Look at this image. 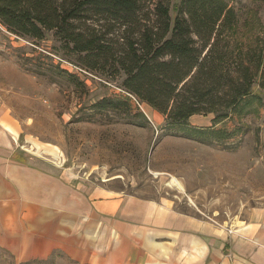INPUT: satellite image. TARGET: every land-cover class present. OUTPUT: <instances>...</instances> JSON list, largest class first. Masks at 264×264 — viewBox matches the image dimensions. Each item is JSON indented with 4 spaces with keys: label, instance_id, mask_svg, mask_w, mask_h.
I'll use <instances>...</instances> for the list:
<instances>
[{
    "label": "rangeland",
    "instance_id": "1",
    "mask_svg": "<svg viewBox=\"0 0 264 264\" xmlns=\"http://www.w3.org/2000/svg\"><path fill=\"white\" fill-rule=\"evenodd\" d=\"M230 1L241 32L247 30L245 39L250 29L264 25V0ZM179 2L173 0V7ZM63 60L80 63L52 32L41 41L0 26V96L21 121L23 152L35 163L65 165L107 187L163 198L179 210L226 224L264 206V90L255 86L246 113L215 125L221 137L223 131L233 134L203 140L193 132L213 126L214 114L169 123L122 90L120 78L71 72ZM105 96L128 99L131 111L91 108ZM139 110L145 117L135 115ZM174 177L184 189L170 184ZM0 264L75 263L59 251L19 262L0 247Z\"/></svg>",
    "mask_w": 264,
    "mask_h": 264
},
{
    "label": "trees",
    "instance_id": "2",
    "mask_svg": "<svg viewBox=\"0 0 264 264\" xmlns=\"http://www.w3.org/2000/svg\"><path fill=\"white\" fill-rule=\"evenodd\" d=\"M0 25L41 41L52 32L79 65L120 78L169 123L214 114L213 126L195 128L198 139L229 137L215 125L246 113L255 86L264 90V25L245 39L230 0H0ZM91 108L132 106L105 96Z\"/></svg>",
    "mask_w": 264,
    "mask_h": 264
},
{
    "label": "crops",
    "instance_id": "3",
    "mask_svg": "<svg viewBox=\"0 0 264 264\" xmlns=\"http://www.w3.org/2000/svg\"><path fill=\"white\" fill-rule=\"evenodd\" d=\"M23 136L0 96V247L17 261L59 251L75 264H264V206L219 222L39 165Z\"/></svg>",
    "mask_w": 264,
    "mask_h": 264
},
{
    "label": "built area",
    "instance_id": "4",
    "mask_svg": "<svg viewBox=\"0 0 264 264\" xmlns=\"http://www.w3.org/2000/svg\"><path fill=\"white\" fill-rule=\"evenodd\" d=\"M1 26V25H0ZM63 62L65 63V68L68 69V71L71 72H77V73H86L89 74L90 72L88 70H86L85 68H83L82 66L78 65V64H74L72 62H69L67 60H63ZM123 90V89H122ZM125 91V90H124ZM126 92V91H125ZM129 96L135 98L132 94L126 92ZM136 99V98H135ZM137 100V99H136ZM138 102V101H137ZM140 104V102H138Z\"/></svg>",
    "mask_w": 264,
    "mask_h": 264
},
{
    "label": "bare ground",
    "instance_id": "5",
    "mask_svg": "<svg viewBox=\"0 0 264 264\" xmlns=\"http://www.w3.org/2000/svg\"><path fill=\"white\" fill-rule=\"evenodd\" d=\"M170 184L177 185L180 189H184L181 182L177 178H173Z\"/></svg>",
    "mask_w": 264,
    "mask_h": 264
}]
</instances>
